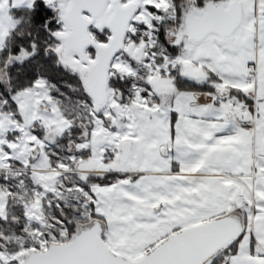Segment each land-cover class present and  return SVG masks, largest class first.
Listing matches in <instances>:
<instances>
[{
	"label": "snow or ice",
	"instance_id": "snow-or-ice-1",
	"mask_svg": "<svg viewBox=\"0 0 264 264\" xmlns=\"http://www.w3.org/2000/svg\"><path fill=\"white\" fill-rule=\"evenodd\" d=\"M0 264H264V0H0Z\"/></svg>",
	"mask_w": 264,
	"mask_h": 264
}]
</instances>
